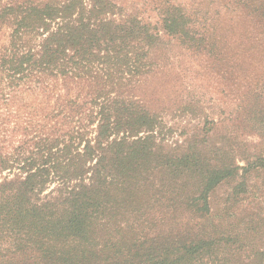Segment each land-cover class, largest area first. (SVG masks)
Segmentation results:
<instances>
[{"label":"trees","instance_id":"obj_1","mask_svg":"<svg viewBox=\"0 0 264 264\" xmlns=\"http://www.w3.org/2000/svg\"><path fill=\"white\" fill-rule=\"evenodd\" d=\"M119 1L0 0V264H264V250L229 237L155 230L141 198L158 164L206 178L196 213L232 170H199L195 144L165 164L157 114L117 91L148 72L163 35L201 45L207 17L182 0H143L151 24Z\"/></svg>","mask_w":264,"mask_h":264},{"label":"rangeland","instance_id":"obj_2","mask_svg":"<svg viewBox=\"0 0 264 264\" xmlns=\"http://www.w3.org/2000/svg\"><path fill=\"white\" fill-rule=\"evenodd\" d=\"M181 2L207 17L198 18L196 26L204 42L188 47L163 35L162 44L150 51L148 72L117 91L157 114L153 139L165 164L164 156L195 144L192 158L199 170L207 165L223 171L230 164L224 171H232L206 194V213L195 212L206 178L184 174L181 164L177 171L159 164L152 169L153 190L141 200L149 199L147 215L159 235L169 230L187 237L211 234L231 238L242 250H264V170L242 168L264 160V0ZM119 3L159 25L157 13L143 0ZM161 183L172 186L174 194L160 191Z\"/></svg>","mask_w":264,"mask_h":264}]
</instances>
